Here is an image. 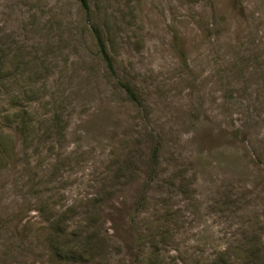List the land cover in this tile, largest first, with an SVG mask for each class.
<instances>
[{
	"label": "rangeland",
	"instance_id": "rangeland-1",
	"mask_svg": "<svg viewBox=\"0 0 264 264\" xmlns=\"http://www.w3.org/2000/svg\"><path fill=\"white\" fill-rule=\"evenodd\" d=\"M89 2L0 0V264H264V0Z\"/></svg>",
	"mask_w": 264,
	"mask_h": 264
},
{
	"label": "trees",
	"instance_id": "trees-1",
	"mask_svg": "<svg viewBox=\"0 0 264 264\" xmlns=\"http://www.w3.org/2000/svg\"><path fill=\"white\" fill-rule=\"evenodd\" d=\"M78 1L81 5V8L84 10V12L86 14L90 15L92 13V10H91L89 0H78ZM90 33H91L92 37H94V39L96 40V44H97V48H98L100 57L105 62L108 73L115 75L116 70H115V66H114V61H113V58L108 51L104 29L101 26H92ZM0 63H2V62L0 61ZM3 73H4V69H3L2 65H0V78H1V75H3ZM118 85L122 90L125 91V93L127 95V99L130 103L138 102L137 93H136L131 82L124 81V80L120 79L118 81ZM15 99L17 100V98H15ZM14 108H18V109H15L14 112L10 115L12 118H15V120L12 123H14L16 125V130L20 134L27 133L28 128L32 124L31 123L32 121L29 117L31 114L30 110L25 108L23 105H17ZM158 150H159V146L157 145L153 149V152H152L151 163H152L153 167H152L151 173H154L155 167L158 164Z\"/></svg>",
	"mask_w": 264,
	"mask_h": 264
}]
</instances>
